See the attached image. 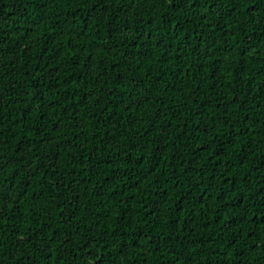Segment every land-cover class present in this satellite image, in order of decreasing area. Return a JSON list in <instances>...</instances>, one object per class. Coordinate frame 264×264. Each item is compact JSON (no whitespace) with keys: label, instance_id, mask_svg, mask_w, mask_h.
Listing matches in <instances>:
<instances>
[{"label":"trees","instance_id":"1","mask_svg":"<svg viewBox=\"0 0 264 264\" xmlns=\"http://www.w3.org/2000/svg\"><path fill=\"white\" fill-rule=\"evenodd\" d=\"M0 264H264V0H0Z\"/></svg>","mask_w":264,"mask_h":264}]
</instances>
